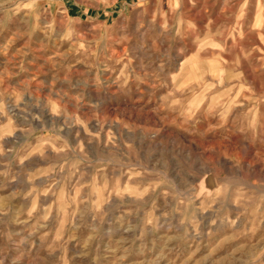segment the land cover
<instances>
[{"label": "rangeland", "instance_id": "374dc122", "mask_svg": "<svg viewBox=\"0 0 264 264\" xmlns=\"http://www.w3.org/2000/svg\"><path fill=\"white\" fill-rule=\"evenodd\" d=\"M0 264H264V0H0Z\"/></svg>", "mask_w": 264, "mask_h": 264}]
</instances>
